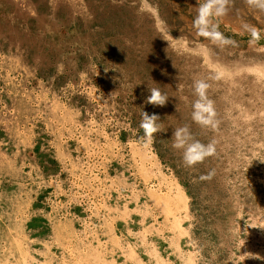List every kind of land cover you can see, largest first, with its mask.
<instances>
[{
    "label": "rangeland",
    "instance_id": "obj_1",
    "mask_svg": "<svg viewBox=\"0 0 264 264\" xmlns=\"http://www.w3.org/2000/svg\"><path fill=\"white\" fill-rule=\"evenodd\" d=\"M0 264H264V0H0Z\"/></svg>",
    "mask_w": 264,
    "mask_h": 264
}]
</instances>
